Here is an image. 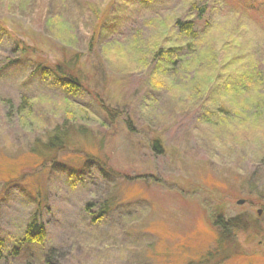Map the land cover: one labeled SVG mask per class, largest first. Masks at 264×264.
I'll use <instances>...</instances> for the list:
<instances>
[{
	"label": "rangeland",
	"instance_id": "obj_1",
	"mask_svg": "<svg viewBox=\"0 0 264 264\" xmlns=\"http://www.w3.org/2000/svg\"><path fill=\"white\" fill-rule=\"evenodd\" d=\"M34 216L0 264H199L220 216L245 225L211 264H264V0H0L6 258Z\"/></svg>",
	"mask_w": 264,
	"mask_h": 264
},
{
	"label": "trees",
	"instance_id": "obj_2",
	"mask_svg": "<svg viewBox=\"0 0 264 264\" xmlns=\"http://www.w3.org/2000/svg\"><path fill=\"white\" fill-rule=\"evenodd\" d=\"M181 30V32H185L186 34H191L192 36L194 35L191 24H182ZM31 50V47H24L21 50V56L28 55L29 51L31 52ZM166 57H168V59H170L172 62H174V60L176 59L173 55L169 53ZM45 71H47L48 73L47 68H45ZM53 72L55 73L54 77L57 81L58 86L66 91V93L69 95L68 97L76 96L82 92L84 84L82 83L83 81L81 79L82 69L81 66L78 65V62L74 64L69 63L68 61L61 62L53 68ZM103 107L104 109L109 111V108L106 105H104ZM67 122L69 123V120H67ZM66 138V133L59 134V130L54 131L52 137L50 138L51 150H58L60 145L64 143ZM217 211V214L220 215L221 211L219 209ZM100 218L101 217H99L98 219ZM215 224L219 229L216 248L214 251L209 252L206 256H204L198 262L199 264H211L212 261L215 260V258H220L222 254V257H224L226 253L230 254V252L232 251L231 247L234 245V243L232 242L234 234L232 233L235 230L233 231V229H241V227H244L245 225L244 223L239 224L237 219L227 221L225 218H221V216L219 217V219H217ZM240 225L242 226L240 227ZM220 232L222 234H220ZM23 239L24 240L21 243L23 244L22 248L18 247L13 251V254L9 255L6 258V253L4 252L5 242L0 236V262H2V260L8 261L10 259L16 261L15 263L19 262V259L23 257L24 247L29 249H42L47 239V231L43 222L38 216H34L33 220L29 223ZM52 253H54V250L43 255L40 259H38L36 256L27 255L30 259L24 264H57L55 262V256H51Z\"/></svg>",
	"mask_w": 264,
	"mask_h": 264
},
{
	"label": "water",
	"instance_id": "obj_3",
	"mask_svg": "<svg viewBox=\"0 0 264 264\" xmlns=\"http://www.w3.org/2000/svg\"><path fill=\"white\" fill-rule=\"evenodd\" d=\"M242 204H243V202H240V203H239V205H242ZM260 213H261V212H260Z\"/></svg>",
	"mask_w": 264,
	"mask_h": 264
}]
</instances>
